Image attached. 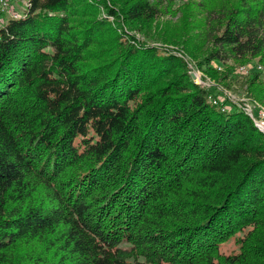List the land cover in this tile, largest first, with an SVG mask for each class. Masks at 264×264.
Segmentation results:
<instances>
[{
    "label": "trees",
    "instance_id": "obj_1",
    "mask_svg": "<svg viewBox=\"0 0 264 264\" xmlns=\"http://www.w3.org/2000/svg\"><path fill=\"white\" fill-rule=\"evenodd\" d=\"M186 2L203 55L159 36L176 0H33L3 31L0 264H264V132L226 93L264 106V0Z\"/></svg>",
    "mask_w": 264,
    "mask_h": 264
},
{
    "label": "rangeland",
    "instance_id": "obj_2",
    "mask_svg": "<svg viewBox=\"0 0 264 264\" xmlns=\"http://www.w3.org/2000/svg\"><path fill=\"white\" fill-rule=\"evenodd\" d=\"M187 0H176L175 4V13L164 16L160 20L156 22V27L159 30V36L164 35V38L168 40V44L170 46H177L182 43H186L191 45L192 47L200 46L202 43L204 44L203 38L201 37V34H205L206 28L204 25L205 21V11L199 7L198 5H187ZM196 2H200L201 0H195ZM177 42V43H174ZM157 44L161 45L162 42H157ZM175 44V45H173ZM202 44V45H203ZM206 44V43H205ZM203 52H206V50L209 49L207 45H203ZM201 55V56H202ZM254 63H257V60L253 61ZM250 64H243L242 66L251 65ZM241 67V66H240ZM225 69V68H224ZM220 70H223L220 69ZM193 72H196L198 75L195 79L197 82H201V78L203 76V71L201 69H197ZM206 82L210 83L211 85L217 86L216 82L211 80L210 78H206ZM220 87V89L224 92H226L223 87ZM217 91V89H214ZM232 96L235 100L240 99L241 101L245 102L247 101V97L244 96L241 92H234L229 91L226 92ZM222 98H224V94H220ZM238 245L233 238L229 242L225 243L222 246V251L226 253H232L238 251Z\"/></svg>",
    "mask_w": 264,
    "mask_h": 264
},
{
    "label": "built area",
    "instance_id": "obj_3",
    "mask_svg": "<svg viewBox=\"0 0 264 264\" xmlns=\"http://www.w3.org/2000/svg\"><path fill=\"white\" fill-rule=\"evenodd\" d=\"M33 0H0V40L3 31L12 20H19L27 16L32 7ZM261 68V66H259ZM241 70L248 72L247 66H242ZM246 109L252 115L257 112L258 118L255 119L257 125L264 129V106L251 104L245 101Z\"/></svg>",
    "mask_w": 264,
    "mask_h": 264
},
{
    "label": "water",
    "instance_id": "obj_4",
    "mask_svg": "<svg viewBox=\"0 0 264 264\" xmlns=\"http://www.w3.org/2000/svg\"><path fill=\"white\" fill-rule=\"evenodd\" d=\"M191 75H192V77L194 78V79H196L197 78V74H196V72H192L191 73ZM259 127V126H258ZM263 132H264V129H262L261 127H259Z\"/></svg>",
    "mask_w": 264,
    "mask_h": 264
}]
</instances>
